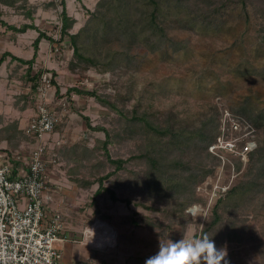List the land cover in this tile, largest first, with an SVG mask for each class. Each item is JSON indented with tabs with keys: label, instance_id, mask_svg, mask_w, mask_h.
Instances as JSON below:
<instances>
[{
	"label": "rangeland",
	"instance_id": "1",
	"mask_svg": "<svg viewBox=\"0 0 264 264\" xmlns=\"http://www.w3.org/2000/svg\"><path fill=\"white\" fill-rule=\"evenodd\" d=\"M65 1L68 14L76 20L71 33L78 32L84 26L89 27L88 35L96 37L93 42L99 45L108 60H113V71L100 73L90 69L80 74L69 69L73 55L70 40L65 37L59 41L63 10L61 0H18L14 6H2V18L6 23L18 27L24 23H34L41 31L55 38L54 43L46 38L41 39L33 68L34 71L44 69L42 76L45 74L57 82L43 96L49 98L51 106L61 112L63 117L59 128L51 135L52 143L59 142L60 146L56 148H70L79 142H87L93 147L97 138H104V133L89 129L82 116H89L93 125L106 126L118 116L117 112L103 106L94 97L70 92L69 89L74 86L96 89L98 93L109 96L107 100L117 102L120 108L125 107L129 111H157L158 115L153 119L159 123L171 118L176 121V126H186L189 130L203 128L209 134H214L218 130L219 120L221 140H234L238 144L250 140L254 149L258 142L264 145L263 0H248L247 4L227 3L222 8L219 4L209 5L203 0H181L179 10L172 9L177 1L171 0L163 7L165 13L161 14L158 21L163 31L157 29L154 32V29H149L129 45L128 35L119 29L108 37H104L100 30L104 26L103 21H110L112 17L120 18L116 16L115 7L122 4L123 0H108L103 5H99L101 0ZM33 9L34 19L26 18L23 12ZM140 14L135 9L129 10L128 16L122 18H128L132 24H136ZM138 26L131 25L132 31L139 32ZM132 31H129V35H132ZM39 34L40 31L33 28L21 33L15 32L0 22V58L4 52H10L31 59L35 53L34 42ZM140 38L145 39L141 42ZM152 44L160 48L150 50L148 47ZM124 50L128 51L127 57L123 54ZM2 65L0 116L3 118L0 120V134L9 138L15 133L14 124H18L24 131L41 96H38L37 89L33 90L31 82L22 77L28 65L11 56H7L0 67ZM243 111L256 117L260 126L252 129L250 120L241 113ZM229 114L242 122L247 120L242 126L243 134L222 126ZM227 123L231 125V121L227 120ZM27 141L25 134L16 135L15 144L10 147L15 151ZM196 142H192L193 147L184 157L192 166L206 159L205 152L198 154L197 150L200 151L201 146L195 145ZM133 146L132 141L113 145L112 156L128 158L133 154ZM218 146L221 147L220 144ZM225 154L224 151L221 153L223 158L220 160L208 161V166L215 168V171L198 188L199 196L207 202L206 205L196 201L185 211L194 215L189 214V217L183 219L178 217L179 221L173 224L174 214H177L172 212L175 200L151 198L138 186H135V191H131L130 187L120 184L127 176L128 181L135 177L134 173L140 170L136 163L129 164L131 172L123 170L104 183L106 187L115 190L119 198H129L131 203L127 204L121 200H112L109 191L96 194L98 182L90 188L80 187L73 180L75 174L69 173L74 167L73 162L65 157L60 158L51 173V182L57 187L52 192L53 199L49 204H56L54 206L68 224L73 222L78 228L98 224L102 229L106 228L109 235L115 236L109 248L124 257L134 258L145 250L155 249L157 253L160 241L171 244L181 239L197 240L195 234L204 221L209 220L210 207L220 193L251 177L245 176L248 170L246 157L238 171L236 167L239 158ZM101 157L105 160L104 156ZM227 160L230 163L225 165ZM110 169L113 167L106 165L105 170L98 172V175ZM82 173L86 174L84 178L94 179L98 176L91 177L88 170L79 174ZM241 200L238 198L240 204L228 208L224 215L227 219L231 216L229 212L235 211L233 214L241 224L237 227L238 234L231 231L225 220L218 227L214 242L218 249L227 250L230 264H264V193ZM181 219L184 220L183 224ZM73 248L72 264H95L98 251L92 249L91 243L74 242ZM138 249L139 252L136 251ZM105 250L101 248L99 252Z\"/></svg>",
	"mask_w": 264,
	"mask_h": 264
},
{
	"label": "trees",
	"instance_id": "2",
	"mask_svg": "<svg viewBox=\"0 0 264 264\" xmlns=\"http://www.w3.org/2000/svg\"><path fill=\"white\" fill-rule=\"evenodd\" d=\"M17 1L18 0H0V22L15 32H25L30 28L39 30L40 34L34 42L35 53L31 59H24L12 55L10 52H4L0 58V65L5 61L7 56H11L12 59L28 65L26 73L23 74L22 77L28 82H31L33 90H36L39 80L44 73V69L34 71L33 68L40 41L42 38H46L53 43L56 41L54 37L47 35L44 31H41L34 23H24L22 26L18 27L14 24H8L3 20L2 6H14ZM105 1L108 0H101L99 5H103ZM169 1L171 0H123L122 4L115 7L116 16H120V18L112 17L110 21H103L104 26L100 30H102L104 37H108V35L116 33L117 29H119L120 32L128 35L129 41L127 42V45L137 41V38H139L141 34H145L149 29H151V31L154 29V32L157 29L163 31V28L159 26L160 23L158 21L161 14L165 13L163 7L167 6V2ZM176 1H174L176 3L172 5L173 10H179L181 8V0ZM183 1L188 2L190 0ZM203 1L209 5L219 4L221 5V8L225 7L224 5H227V3L240 2L242 4H247L248 2V0ZM261 2V11L264 16V0ZM52 4L55 6L57 5L55 2H52ZM61 5L63 6V10L61 12V39L59 41H63L65 37L70 40L73 55L69 61V69L74 73L80 74H84L90 69H95L100 73L113 71L115 66L113 64V60H108V56L103 54L101 49L98 47L99 45L93 42L96 37L95 35L93 36L94 38L88 35L90 30L89 27L84 26L78 32L71 33V29L76 23V20L68 14L65 0H61ZM168 6L170 5L168 4ZM134 9L136 12L139 11L141 13L139 17L136 18L138 23H133L135 27L139 25V32L132 31L131 25L133 24L129 21L130 19L122 18L124 15L128 16L129 10L134 11ZM34 13V9L23 12L26 18L31 19H34ZM96 31H98V29H96ZM129 31H132V35H129ZM140 39V41L143 42L145 38ZM148 48L154 51L158 50L160 47L156 48L154 44H152ZM123 54L127 57L128 51L124 50ZM56 83L57 82H55L52 78V84L56 85ZM69 91L75 92L79 95L94 97L103 106H108L114 112L118 113V116L110 121L109 126L104 124L93 125L89 116H82L89 129L94 132L104 133V138H97L93 147L89 146L87 142H79L70 148L60 147V149L56 150L58 161L60 158L65 157L66 160L73 162L74 167L69 170V173L75 174L73 180H75L80 187L90 188L98 182L99 188L96 191V194H100L103 191H109L112 200H121L130 204L131 200L129 198H119L117 192L112 188L106 187L104 183L105 180L109 179L113 175H119V173L123 170L131 172L128 167L129 164L136 163L140 170L134 173L135 177L128 181L127 176L120 181V184L123 187H130L131 191H135V186H138L147 194L148 197L151 198L157 197L159 200L172 198L175 200L176 205L174 206L172 212L177 214H174L175 219L171 224L178 222V217L182 219L185 216L189 217V214L185 211L188 206L196 201H202L203 204L206 205L207 202L202 200L199 196L198 188L206 182L209 174L215 171V168L208 166V161L216 159L220 160L221 158L217 153H213L209 150L210 146L217 142V138L220 137L222 133V130L220 129L221 121L218 120L217 127H219L217 132L209 134L208 131H206V129L203 130V128L189 130L186 126H176V121L171 120V118L159 123L153 119L155 115H158V112L154 110L143 111L140 113L138 109H132L129 111L125 107L120 108L117 102L109 99L107 100L106 98L110 97L105 94L98 93L96 89L89 90L80 88L79 86H74L71 87ZM57 93H59V87ZM241 113L244 117L250 120L252 129L260 126L256 117L250 116L246 111ZM31 120L32 118L30 121ZM243 123H247V120ZM60 124L55 126V130L59 128ZM14 130L15 133L11 134L8 138L11 146L12 144H15L16 135L19 134H25L28 141L36 143L35 138L29 137L25 133V129L22 132V130L18 128L17 124H14ZM125 141L134 142L133 150L131 151L133 154H131L128 158L113 157L111 147ZM194 141H197V144L195 145L201 146V150H197L198 154H200V152H205L206 159L204 161L200 160L197 164L192 166L191 163L186 161L184 157L189 154L188 151L190 147H193L192 142ZM243 141L245 142V140ZM244 142L239 145L242 146ZM257 145L256 149L248 153V170L245 173V176L250 175L251 177L228 187L226 191L220 193L213 206L210 207L209 220L206 222L204 221L202 227L195 234V237L198 239L206 235L208 238H212L214 240V238H216L218 227L225 220L229 223L231 231L238 234L237 227L241 225L238 223L239 218L233 214L235 211L233 212L229 209V211L231 210V212H229L231 216H228V218L225 219L224 215L227 213L226 211L228 208L238 206V204H240V202L237 201L238 198H241V201H244L249 198L252 199L254 194L260 192L264 193V145L261 142H258ZM2 150H5L6 152L14 151L10 148ZM223 151L228 157L231 155V157L237 156L239 158V162H237L236 167L239 171L243 163L241 157L228 150H218V153H223ZM101 156H104L105 160L102 159ZM229 163L230 162L227 160L225 165H228ZM106 165L113 167V169H110L104 174L98 175V172H103L105 170ZM84 170H88L91 177H94L95 175L98 176L94 179L84 178L86 175L85 173L79 174ZM147 207L153 208L155 206ZM182 219L180 222L183 224L182 221L184 220ZM135 223L138 225L136 221ZM150 225L153 226L154 224ZM170 225L169 228L171 227Z\"/></svg>",
	"mask_w": 264,
	"mask_h": 264
},
{
	"label": "built area",
	"instance_id": "3",
	"mask_svg": "<svg viewBox=\"0 0 264 264\" xmlns=\"http://www.w3.org/2000/svg\"><path fill=\"white\" fill-rule=\"evenodd\" d=\"M51 85V77L41 76L37 87L41 97L25 128L36 145L28 151L6 152L0 148V264H63L64 252L59 244L80 241L68 235L61 212L48 209L57 187L51 182V173L58 164L56 146H60L57 141L52 143L51 135L63 118L49 98H43ZM243 125L233 114L222 122L229 131L241 134ZM221 137L210 146L214 147L209 148L211 152L223 158L218 150H228L248 160V153L254 150L250 140L240 146Z\"/></svg>",
	"mask_w": 264,
	"mask_h": 264
},
{
	"label": "clouds",
	"instance_id": "4",
	"mask_svg": "<svg viewBox=\"0 0 264 264\" xmlns=\"http://www.w3.org/2000/svg\"><path fill=\"white\" fill-rule=\"evenodd\" d=\"M189 214L194 215L191 212ZM83 236L86 244L92 243L98 247L112 242L107 230L98 234L95 228L89 226ZM145 264H230V260L227 250L218 249L214 240L205 235L194 241L181 239L171 244L160 241L158 252L147 258Z\"/></svg>",
	"mask_w": 264,
	"mask_h": 264
},
{
	"label": "crops",
	"instance_id": "5",
	"mask_svg": "<svg viewBox=\"0 0 264 264\" xmlns=\"http://www.w3.org/2000/svg\"><path fill=\"white\" fill-rule=\"evenodd\" d=\"M8 64V63H7ZM4 65H2L0 67V72H2V67ZM47 67V66H46ZM5 99V98H4ZM1 117L0 116V120H1ZM18 125V124H17ZM27 125H28V122H27ZM19 128V127H18ZM20 129V128H19ZM34 145H36V143L34 142H31V141H27L21 145H19V147H17L18 149H16L15 151L19 150V151H28L30 150ZM0 148H10V142H9V139L0 134ZM13 150V149H12ZM56 205L55 203H51L48 205V209L49 210H54L56 209ZM98 224H91L89 225V227L91 228H95L96 229V232L98 234L100 233H103L105 231L106 228L103 227L102 229V226H97ZM88 229V226L83 228H78L73 222L72 223H69L68 222L66 223V231L68 233V235L72 238H76L79 241V243H82L85 240L84 236H83V233L85 231H87ZM109 232V231H108ZM114 242V241H112ZM112 242L110 244H106L105 246L103 247H98L94 244H92V249L93 250H97L98 253L96 254V258L94 259V262L95 264H145V261L147 258H149L150 256L152 255H155L156 254V251L157 250H149V251H143L144 253H139V254H136V256L134 258H128V257H124L122 254H119L117 252H115V250H112L110 249L112 245ZM73 243L74 242H63V243H60L59 246L61 247V249L63 250L64 252V257H63V264H72V262L70 260H72V254L74 252V248H73ZM110 247V248H109ZM101 248L103 249H106L104 252H99V250ZM137 252H139V249L136 250ZM75 252L78 253V250L75 249ZM86 264H89V263H86Z\"/></svg>",
	"mask_w": 264,
	"mask_h": 264
},
{
	"label": "bare ground",
	"instance_id": "6",
	"mask_svg": "<svg viewBox=\"0 0 264 264\" xmlns=\"http://www.w3.org/2000/svg\"><path fill=\"white\" fill-rule=\"evenodd\" d=\"M111 237H112V241H114L115 240V236H112V235H110Z\"/></svg>",
	"mask_w": 264,
	"mask_h": 264
}]
</instances>
